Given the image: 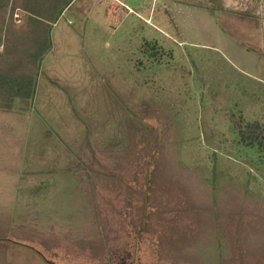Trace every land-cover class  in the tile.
Instances as JSON below:
<instances>
[{
	"label": "rangeland",
	"instance_id": "obj_1",
	"mask_svg": "<svg viewBox=\"0 0 264 264\" xmlns=\"http://www.w3.org/2000/svg\"><path fill=\"white\" fill-rule=\"evenodd\" d=\"M53 2L39 41L1 27L0 73L36 89L0 107V264H264V157L236 135L264 124V8L221 33L199 0Z\"/></svg>",
	"mask_w": 264,
	"mask_h": 264
},
{
	"label": "crops",
	"instance_id": "obj_2",
	"mask_svg": "<svg viewBox=\"0 0 264 264\" xmlns=\"http://www.w3.org/2000/svg\"><path fill=\"white\" fill-rule=\"evenodd\" d=\"M54 0H48V2H44L42 0H36L34 2V4L32 5V7L34 9H30L35 11V13L37 14H31L30 18L32 21H30V19H26L27 15V10H29L28 8V1L27 0H0V35L2 33H4V30L1 29V27H6V24L10 25V29L12 30V34H15V40L14 38H11V41L13 42H22V41H28V38L25 39L28 34H27V29H24L23 31H21V26L24 25V27H28V25L33 26L35 29V35H33L35 37V39H31V40H36L39 41L38 39V26H41V24H43V20H41L38 16H39V12L42 10L43 6L46 5V8L48 10H53L54 8ZM199 2H201L200 4H197L196 6H198V8H202L205 9L204 11L210 13L213 17V20H215V22L218 24V31L222 29V31L224 32V30L228 29L227 31L229 32H233L235 31V33L237 32L236 30H231L232 26L234 24H232L231 21L229 22L230 24L227 25L226 27V22L225 20L222 18V14L225 11L228 12H238V11H243L246 10V8L248 9L250 4H258L261 8H264V0H199ZM176 6V8H173V10H176L177 12L180 11L179 7L177 4H174ZM263 5V7H262ZM178 7V8H177ZM164 14H166V12L164 11ZM219 15V16H217ZM221 16V17H220ZM217 17H219V20L217 22ZM245 19V18H244ZM263 18H261L262 20ZM246 20V19H245ZM257 22H259V24L261 25L260 28L263 26V23L261 24L260 20H257ZM264 22V20L262 21ZM40 23V24H38ZM235 23V22H234ZM223 26L222 28H220V26ZM231 26V28H230ZM40 29V27H39ZM16 30V31H15ZM259 32L261 33L262 31H260V29H258ZM9 31V29L7 30V32ZM221 31V33H222ZM264 31V30H263ZM258 32V31H257ZM20 33V35L18 34ZM22 33H23V38H22ZM239 33V32H237ZM229 35V33H226ZM258 34V33H257ZM10 35V34H9ZM32 36V35H31ZM256 38V35H254ZM245 40H248L249 38H251V35H243ZM17 38V39H16ZM1 47V45H0ZM37 52V51H36ZM34 53L32 55L29 54L27 56V59L31 60L34 58H38L37 53ZM42 61V58L40 57V60L38 61V63H40ZM37 63V61H35ZM39 68V66L37 67Z\"/></svg>",
	"mask_w": 264,
	"mask_h": 264
},
{
	"label": "trees",
	"instance_id": "obj_3",
	"mask_svg": "<svg viewBox=\"0 0 264 264\" xmlns=\"http://www.w3.org/2000/svg\"><path fill=\"white\" fill-rule=\"evenodd\" d=\"M5 74L3 72L0 73V94L6 96L4 102L6 104L0 105L3 108L2 110H9L10 105L8 103L12 101V103L22 99L23 101H31L36 89L35 77L21 72V75H24V77L21 80H17L6 77L7 75H11L10 73ZM13 75L16 76L17 74L13 72ZM236 135L237 143L243 147L252 148L256 153L264 157V124L253 122L237 126Z\"/></svg>",
	"mask_w": 264,
	"mask_h": 264
}]
</instances>
